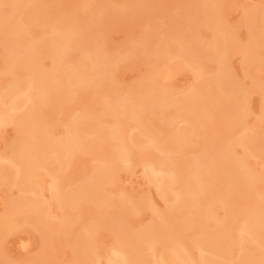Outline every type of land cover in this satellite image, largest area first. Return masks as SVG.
<instances>
[{
  "label": "bare ground",
  "instance_id": "6f19581e",
  "mask_svg": "<svg viewBox=\"0 0 264 264\" xmlns=\"http://www.w3.org/2000/svg\"><path fill=\"white\" fill-rule=\"evenodd\" d=\"M80 2L81 10L84 11L83 15H86V17L91 20L90 22L89 20L87 21L88 24L86 23L82 26L81 22L76 17L78 14L76 15L74 13V17L69 16V19L55 25L50 32L42 37L40 42H34V40H32V42L31 37L30 40L26 37L27 32L25 33L24 31L25 26L22 28L20 24L23 22H19L16 17L20 11L23 12V6L21 5H24V3L22 4L20 0H0V42L3 43L6 48L9 47V49L7 48V52H10V54L7 53L9 60H7L8 62L6 61V63L9 64V71H12L13 74L16 73V70H21L17 73L24 72V74H19V76H24L23 78L20 77V79L15 78L18 74L16 76L12 74L14 76L13 79L9 78L11 80H7L8 83L0 88V127L10 122H16L17 125L16 142L12 146L11 151H8L9 155L0 156V184L7 181H14L24 190V195L17 198L14 197L15 199L10 201L7 208H5L6 210L0 213V240H2L6 231L12 228L13 225L15 226V223H17L21 217L37 225L38 229L39 227L42 228L44 232H46L48 228L52 229L51 226L48 227L47 223L49 222L47 219V206H45V202L42 201L43 199L41 200V197H38L40 191L39 181L44 177L41 172L45 170V173L53 176L51 181L53 201L58 205L62 213L57 228L61 234L70 231L71 220L75 219L73 218L74 214L77 215L76 218L80 215V211L83 210L85 202H90L104 209L106 208V210L108 209L106 211V213H108L107 218L112 216L111 219H114L115 222H112V224L114 223L116 234V242L113 243L111 248H108L110 251V264H146L145 262L148 261L149 263L151 262V264H173L175 259L180 260L181 264H244L246 262L248 264L249 261H252L251 259H253V257L264 261V173L254 172L248 165V161L245 157L235 154L233 148L234 137L231 135L232 133H229V130H233L235 127L242 125V120L247 112V100L244 95L245 92L241 94V91H243L241 89L243 87H241V89H236L235 87L237 85L231 84V78L227 71L228 68L226 66H228L227 64L229 63H227L228 59L226 53L229 47L232 46L230 43L234 41L235 37H233L234 35H232L230 29L232 27L227 23L225 24V20L223 21V17L220 14L219 0H197L194 6H192L194 11L191 13L194 17L201 14L204 19L201 20L200 17V21L204 20V23L211 31L210 41H208L209 45L207 46V44H204L205 51H203L204 49L202 48H200V50L202 49L201 51L204 54L206 52L208 58L211 59L210 61L216 63V68L214 73L209 75V77H205V75L200 76L203 82L200 86H203L206 81L212 84L213 91L212 93L209 92L212 95L202 92L201 88L199 92L193 90L185 96L179 95L178 98H175L169 94L165 87H161V83L157 81L156 75H158V78L160 76L158 73L160 72L156 74L151 72L148 77L145 75V77H143L144 79H141L142 81L139 80L140 82H138L136 86L133 85L130 91L122 98H116L115 96L110 97L109 94L104 95L103 102H101L100 113L113 117L109 130L106 128L108 132L104 130L105 126L103 128L102 123H95L98 115L96 116L92 111H87V109H85L72 116L66 125L65 135L55 139L52 137V131H50L46 122L41 119V113L44 111V108L50 106L54 101L56 102L57 98L64 94V92L67 93L66 89L75 93L74 91L84 89L86 84L96 85L95 87L105 89L104 86L102 87V83L104 82L103 84H105L107 82V79L103 81V77H105L104 69L107 71L106 67L109 65L106 62L108 60L112 61L110 57V59L105 57V59H107L105 62V59L102 58L104 57V53H102V57L99 56V54H94V56L90 54L91 57L84 55L82 57L81 54V58L79 59L80 62L74 65L72 63L71 66H69L67 62H64L65 56L74 49L73 47H75V49L79 48L76 44L79 41H77V39L81 37L80 39L82 40L80 31L84 28L88 30L93 22H98L104 18V16L106 17L111 7V3L109 4L105 0H81ZM148 2L151 1L135 0L131 3L139 6L140 9H144ZM26 4L29 5L27 1ZM20 8L21 10L18 11ZM246 12V21L249 23L250 42H248L247 45L243 44V47L240 45L242 47H240V50L243 52L242 54L250 65H252L256 56H258V54L261 55V52L264 51V13H260L256 8H252L251 10L248 9ZM191 14L189 17H192ZM120 15H122L121 12ZM17 16L19 17V15ZM189 19L191 18H188V20ZM193 19L195 18H192V22L189 20L191 23L187 21L189 24L185 27L181 28L177 26L176 29L173 28L172 30L175 31L171 38L177 41L175 49L176 54L181 55L201 73L200 63L202 64V62L200 61L201 58L206 59V55L201 54V57L197 56L200 60L195 55L198 50L196 51L197 44L195 46L194 43L195 33L193 34L192 32L193 28L195 29V27H193ZM204 23L202 22L203 25ZM82 31L81 33H84ZM143 37L145 41L148 36ZM149 40L150 38L148 37L147 41L149 42ZM197 43H199V41ZM166 51L167 48L163 45L154 53L159 57L162 54L164 55ZM41 53H46L53 59L51 69H43V67H40L41 64H39L40 60L38 56ZM168 53L169 52H167V54ZM86 57H88L87 61L85 60ZM86 66H90L91 69L95 71L93 79L92 76L91 79H89L86 69L84 70ZM248 66L249 65H247V67ZM154 69L152 70L154 71ZM156 69H158V67H156ZM159 70L160 69H158V71ZM160 71L162 72V69ZM161 74L163 76L164 72ZM73 87L74 89H72ZM260 87L264 90V85L261 86V81ZM208 95L210 100L211 98L213 100V97H217L214 98L213 104H211L213 105L212 108L225 107L230 116L225 126V135L226 137L228 136L227 141H215L216 146L214 149L220 155V164L215 166L212 170H209L207 166L206 169V162L200 154L192 161L186 160L187 162L184 165L171 161L169 157L170 160L163 157L149 161L150 163L148 162V164L144 165L146 168V175L152 182L156 183L163 196L169 199L171 198L170 200L174 201V205H171L168 211L160 213L159 217L153 219L151 223L138 230H130V227L124 223L126 217L138 211L143 205L146 206L147 204L150 206L147 198H140L137 201H133L126 195H119L115 198L110 197L104 192L106 191L105 186L115 183L116 171L122 168L123 164L131 165L134 162V154L136 153L134 145L146 142L151 149L163 153L167 151L164 146L166 143L171 144L175 141L184 142L190 136L200 135L199 123L197 122L198 124L193 125V120L187 116L188 114H194L200 118V104L207 102L204 100V97L207 98ZM68 99L72 100L69 97ZM209 107L207 106L206 109V106H204L205 110L202 114L205 119L214 117L213 110L215 109L212 110V108ZM22 108H25L26 111L21 114V116H17L15 112ZM169 109L171 110L170 120L167 122L166 126L162 128L159 126L161 128L159 132H164V134L167 133L168 138H171L165 140L161 138L162 135L157 129L146 124L145 118L147 114H151L154 110L162 113ZM179 117L181 118L180 121L177 120ZM180 122H186L188 126H190L188 123L190 122L193 126L191 129L187 128L188 126L180 129L178 126H175L176 123ZM129 123L133 125V130H136V133H133V131L131 132L132 134L126 133L127 131L124 128ZM251 133H253V135L247 133L244 137L242 136L241 140L250 150L258 148V151H260L257 146V143L260 142L259 140L257 142V135L260 133L257 134V132V135L254 134L255 132ZM186 143L185 141L184 145ZM181 145L183 146V144ZM177 149H179V147H177ZM78 150L89 153L97 150L100 151L98 153L99 162L93 168L92 175L78 180L74 186L69 183L71 186L67 184V187H65L61 182L63 173L60 172L55 165H60L62 167L64 164L71 163L75 157L74 154H76ZM255 152H257V150ZM51 166H55L54 168L58 171L55 172L52 170ZM209 177V180L213 178L223 185L222 191L214 188L211 193L209 189L212 188L210 186L212 180L209 182L207 179ZM258 183H262V185L259 184L260 188L257 189L259 186ZM174 184H179V188L173 189ZM205 191L210 195L214 194L213 197H215V199L210 197L206 201V197L210 195L206 196L205 194L208 193ZM201 192H203V194ZM235 192L244 194V202L246 201L245 208L243 206L244 210H240V213L243 215V224H241L238 231L235 232V235H238V243L240 244L238 259L235 261L233 258L230 259L231 256H227L226 241H230L234 237V234L232 235L234 230L231 231L232 225L230 226L226 220L218 219L213 234L209 235L207 232L202 234L200 230L198 232L203 235L200 239V234L196 233L194 240H196L197 236H199V239L194 245H196L199 251L204 250L206 251L205 253H211L213 256L219 258L214 259L212 256L208 257L205 254L196 260L192 257L193 253H189L190 248L188 249V246L190 245L191 247L192 244L187 246L185 242H179L183 239L181 237L182 235L180 234V236L176 231H173L171 219L174 212L183 210L184 215L182 216L183 218L181 217L184 224L183 228L185 227L184 229L189 231L192 229L191 225H193L194 228L197 226L201 227L199 224L200 221L204 222L203 218L206 216L208 218V216H210V210L214 209V205L220 200L226 207L227 213H229V216L226 218L230 219L233 217H231V214L235 215L238 213L231 199V195H234ZM34 195H37L38 198H35ZM203 204H205L204 209L202 208ZM206 204L209 205L207 206ZM212 206L213 208H211ZM184 209H186V212ZM200 209L203 212H201ZM103 214H105V211ZM107 218L104 217L101 221L105 223ZM229 219H227V221L231 224V220ZM101 221H99L98 224L95 221L96 224H94V222L87 224L88 227L84 226V228H86L82 230L83 233L77 232L78 236L75 237V239L76 241L78 240L77 245L79 248L75 249L76 256L75 259H73L74 262H71L72 264H99V260L95 258L98 256L96 254V249L94 250L93 246H91L90 240L96 241L97 233L95 232L97 228H100L97 227V225H100L99 223H101ZM196 223L198 224L196 225ZM94 234L96 236H94ZM63 235L66 236L65 234ZM207 235L209 237L211 236V238H206ZM44 237L46 236L44 235ZM50 237L48 235L47 238L50 239ZM158 239L162 242L164 240H171L172 242L170 241L171 243L168 242V244H166L167 249L165 253L162 252L164 254H160V257L157 255L155 258L152 252L151 256L154 258L149 259L151 253L143 251V248L145 249L147 246L156 245L157 243L153 244V240ZM202 239L207 240V242H200ZM209 240L218 241L212 245L209 243ZM247 240H252V242H248ZM204 243L205 245L207 244V247L203 246ZM209 244L211 246H209ZM192 250L193 247H191L190 251ZM150 251H152V249ZM105 252H107V250ZM146 252H148V254ZM146 255L148 256L146 257ZM53 259L50 260L48 250H45L41 255H38V257L34 259L32 258V260H29L25 264H52L53 262L51 261H53ZM260 263H262V261Z\"/></svg>",
  "mask_w": 264,
  "mask_h": 264
},
{
  "label": "rangeland",
  "instance_id": "374dc122",
  "mask_svg": "<svg viewBox=\"0 0 264 264\" xmlns=\"http://www.w3.org/2000/svg\"><path fill=\"white\" fill-rule=\"evenodd\" d=\"M26 1L29 3V5L26 4ZM80 1L81 0H20V2L22 4L24 3L25 6L21 5L23 6V12L20 11L21 8L18 9L20 13L17 11L19 13L17 15H19L20 18L17 15L16 17L19 22H23L20 24L22 28L25 26L24 31L25 33L27 32L26 37L29 38V40L32 38L31 41L34 40V42H40L42 40V37H44L46 33L50 32L55 25L65 21L66 19H69V16L74 17V13L76 15L78 14L76 17L79 19L82 26H84L88 20L89 22L91 21L89 18L86 17V15H83L84 11L81 10ZM105 1H107V3L109 4L111 3V12L109 10L106 14V17L104 16V18H102L98 22H93V24L90 25L91 27L88 30L82 27L84 28L82 29L83 31L81 29L80 30L84 33H81V31L79 30L81 34L80 36H82V40L80 39L81 37L77 39V36L76 38L77 41L79 40L76 44L79 48L75 49V47H73V52L72 50L71 52H68L64 59V62H67L69 66H71L72 63L74 65L80 62L79 59L81 58V54L82 57L84 55L91 57V55L94 56V54H99V56L102 57V53H104V57L102 58H111L112 61L108 60L107 62V59H105V62L109 65H106L107 71L104 69L105 77H103V81H106L107 79V82L105 84H103L104 82H101L102 87L104 86L105 89L101 87H95L96 85L90 84H86V86L82 90L74 91L75 93L71 91L72 94L66 89L67 93L69 94L64 92V94L57 98L56 102L54 101L55 103L53 102L54 104L52 103L50 106L44 108V111L41 113V119L46 122L50 131H52V137L55 139L63 137L65 135L64 133L66 125L70 118L85 109H87V111H92L93 113H95L96 116L98 115V117L96 118L97 121H95L96 124L98 122L99 124L102 123L103 126L102 124L101 126L103 128L105 126L104 130H106V128H108L109 130L113 117L107 114L100 113L102 104L101 102H103L102 100L104 99V95L109 94L110 97L115 96L116 98H122L130 91L133 85L136 86V84L140 82L139 80H143V77H145V75L146 77H148L149 73L151 72L155 74L157 72H160L158 73L160 75L158 78V75H156L157 81L161 83V87H165L169 94L175 98H178L179 95L185 96L187 95V93L193 90L199 92V89L201 88V91L206 92L207 94H211L213 91L212 84L208 83L207 81L204 82L205 84H203V86H200V84L203 83L200 76L205 75V77H209V75H212L215 71L216 63L214 61H210L211 59L208 58L206 52L204 54L201 51L202 49H204L203 51H205L206 44L207 46L209 45L208 41H210L209 39L211 31L209 27L204 23V20L200 21V17L201 20L204 19L201 14L196 17L192 16L191 14L194 11V8L192 6H194L197 0H150L151 2H148L146 8L144 9H140L139 6H136L131 3L135 0ZM219 2L220 14L223 17V21L225 20V24L227 23L232 27L229 28L232 31V35H234L233 37H235V39L233 38V42L230 41L232 42L230 43L232 46L229 47V50L226 53L228 59L227 63H229L227 64L228 66H226L228 68L227 71L231 78V84L237 85L236 87L234 86L236 89H241V87H243L241 89L243 90L241 91V94L242 92H245L244 95L247 100V112L242 120V125L235 127L233 130H229V133H232L231 135L234 137L233 148L235 154L241 157H245L248 161V165L251 167L252 170H254V172L256 171L257 173H264V90L262 87H260V81L261 86L264 85V51L261 52V55L258 54V56H256L257 59L255 58L254 63L250 65V63L242 54L243 52L240 50V45H242L243 47V44L247 45V43L250 42V31L248 25L249 23L246 21V11L248 9L251 10L252 8H256L259 10L260 13H264V0H219ZM120 12L122 15H120ZM190 14L192 17H189ZM188 18H191L189 19L191 22L192 18H195L193 19V27H195V29L193 28L192 30L193 34L195 33L194 43L195 46L197 44L196 51L198 50L197 54L195 55L196 57H201V54L206 55V59L201 58L200 61L203 64L202 65L200 63L201 73L199 70H197L195 66L189 64L181 55L176 54L175 49L177 46V41L171 38V36H173V32L175 31L172 30L173 28L176 29L177 26L182 28L185 27L187 24L191 23L189 22ZM187 21L189 23H187ZM202 22L204 23V25L202 24ZM143 36H148L150 38L149 42L147 41L148 37L146 38L145 42ZM162 37H164L165 39ZM198 41L199 43H197ZM163 45L167 48V51L164 53V55H160L159 58L158 55L154 52H157V49L162 47ZM7 48L9 49V47ZM7 48L3 43L0 42V88H2V86L8 83L7 80H11L9 78L13 79V77L17 74L18 76L15 77L16 79L24 77L19 76V74H24V72L17 73L21 70H16L15 74H13L12 71H9V64L6 63V61L9 60L8 54H10V52H7ZM200 48L202 49L200 50ZM167 52L169 53L167 54ZM38 58L40 60L39 64H41L40 67H43V69H51L53 64V59L51 58V56L49 57L48 54L41 53ZM87 58L88 57H86L85 59L86 61ZM247 65L249 66L247 67ZM156 67H158V69L160 70L162 69V72H164L163 76L161 74L162 72L160 70L158 71ZM85 69L89 76V79H91V76L93 79L95 71L92 70L90 66H86L84 70ZM152 69H154V71ZM72 89H74V87ZM68 97L72 100H69ZM59 98L62 100H60ZM214 98L217 97H213V100ZM204 100L207 102H204V104H200V118L195 116L194 114V116L192 114H188L187 116L191 120H193V125L199 123L198 126H200V135L190 136L188 139L185 140L187 142L185 145V141L174 142L173 140L174 143H166L164 146L165 150L167 151H164L163 153L158 150L151 149L149 147V144L146 142L134 145V149L136 151V153L134 154V162L131 165L123 164L122 168H119L116 171L115 183L113 185L108 184L107 186H105L106 191L104 192L110 197L115 198L119 195H126L130 197L133 201H137L140 198H147V201L149 202L151 207L147 204L146 206L143 205L138 211H135L132 215L126 217L124 223H126V225L130 227V230H138L143 226L151 223L153 219H157V217H159L160 213L168 211L170 206L174 205V201H171V198L169 199L163 196V194L159 191L156 183L152 182L146 175V168L144 167V165L148 164L149 161L156 160L157 158L169 157L171 161H174L180 165H184L187 162L186 160L192 161L198 154H200V156L204 158L206 162L205 167L207 166L209 170L214 169L215 166H218L220 164V155L214 149V147L216 146L215 141H227L228 136L226 137L225 135V126L227 125L226 122L228 123L230 116L228 110L225 107L212 108L213 105L211 104H213V100L212 98L210 100L209 95L207 98L204 97ZM202 105L206 106V109L207 106H210L212 110L215 109L213 110L214 117H210L211 119H209V117L205 119L202 114L205 108ZM25 111L26 109L22 108L15 113L17 116H21V114H23ZM170 117V109L162 113L157 110H154L151 114H147L145 122L148 126L150 125V127L157 129L159 132L162 127L167 125V122L170 120ZM177 120L180 121L181 118L179 117V119ZM188 123L190 126H188L186 122L176 123L175 126H178V128L180 129L188 126L187 128L191 129L193 125L190 122ZM159 126H161V128ZM124 129L127 131H125L126 133L132 134V131L133 133H136V130H133V125L131 123L127 124ZM108 130L106 131L108 132ZM251 132H255L254 134H256L257 132V134L260 133L259 135L256 134L258 137L257 142L258 140L260 141L257 143V146L259 147L260 151H258V148H254L255 150H250L241 140L242 136L244 137L247 133L253 135V133ZM159 133L162 135L161 138L165 140L171 139L170 137L168 138L167 133ZM16 137V122H10L0 127V156H6V154L9 155L12 146L16 142ZM181 144H183L184 147ZM177 147H179V149H177ZM256 150L257 152H255ZM99 152L100 151L97 150L89 153L78 150V152L74 154L75 157L74 159L72 158L73 161L71 163L64 164L62 167L60 165H55L57 166L58 170L63 173V178L61 179L62 185H64L65 187H67V184L68 186H74L76 185L75 183H77L78 180L82 178H87L89 177V175H92L93 168L99 162ZM55 166L51 167L52 170L56 172L58 170L54 168ZM41 173H43L42 175L44 177H42V179L40 178L41 180L39 181V189L41 192L39 191L38 197H41L40 199H43L42 201H44L45 206H47V219L49 221L47 223L48 227L51 226L52 229L48 228L46 234V232H44L42 228L39 227L38 229L37 225L33 224L31 221L26 220V218H19L17 223H15V226L13 225V227L10 228L11 230L9 229L8 231H6V234L4 235V237L2 236L3 238L2 240H0V264H25L29 260H32V258L34 259L35 257H38V255H41V253L45 250H48L50 260L53 258L56 260L55 261L53 259V261H51L53 262L52 264H72L71 262L73 261V259H75L76 256L75 249L79 248V246L77 245L78 240L76 241L75 239V237L78 236V233H83L82 230H85V228L88 227L87 224L93 223L94 221L98 224V222L103 220L104 217L107 218L108 213H106V211L108 209L106 210V208L104 209L90 202H85L83 205V210L81 209V213L79 212L80 215L76 218L77 215L74 214L73 218L75 219L71 220L72 222L71 227L69 229L70 231H68V233H63L66 236L61 234L57 228L59 226L62 213L59 210L58 205L55 204V202L53 201V189L51 187V181L53 179V176L48 173H45V170H43ZM207 179L209 180L210 177ZM211 180L212 182L210 186L212 188L209 189L211 190V193L213 192L212 189L214 188L218 189L219 191H222L223 185L213 178ZM211 180H209V182ZM259 184L262 185V183H258V185ZM178 185L174 184L173 189H178ZM260 185L257 187V189L260 188ZM19 186L20 185L16 184L14 181H7L5 183L0 184V213L6 210L5 208H7L12 199L24 195L23 188ZM201 193L203 194V192ZM205 195L209 196L210 194L208 193ZM211 195L209 197L205 196L206 201L210 197L214 196V194L212 196ZM34 197L38 198L37 195H34ZM244 197V194H239L238 192H235L234 195H231L232 202L236 207L235 210L236 212L238 211V213L235 212V215L231 214V217L233 216L232 218H226L229 216V213H227L228 211L226 210V207L219 200L216 202V205H214V209L210 210V216H208V218L207 216L203 218L205 223L200 221L199 224L201 227L197 226L195 228L193 227V225H191L192 229H190L189 231L184 229L185 227L183 228L184 224L181 219V217L184 215L183 210L174 212V215L171 219L173 226L172 228L174 229L173 231H176L179 235H182L180 236L183 239L179 242L183 241L187 246L189 244L193 245H191V247H193L192 251H190V245L188 246V249L190 248L189 253H193V258L197 260L205 254L208 257L212 256V258L214 259L219 258L213 256L211 253H205L206 251L204 250L199 251L196 245H194V243L198 241L199 236L200 239L202 238L201 236L203 235H201L200 233L204 234V232H207L209 235L213 234L216 229V221L218 219H223L226 220V222L230 226L232 225L231 231L234 230L232 232V235L234 234V237L230 241H226V244L228 245H226L228 253L227 256H231L230 259L233 258L235 261L238 259V256L240 254V244L238 243V235H235V232L238 231L239 226L243 224V215L242 213H240V210H244L246 205V201L244 202ZM213 198L215 199V197ZM204 205L205 204L202 205L203 209L205 208ZM211 208H213V206ZM104 211L105 214H103ZM184 211L186 212V209H184ZM201 212L203 211L201 210ZM111 218L112 216L108 217L107 220L105 219V223L101 221V223H99L100 225H97V227L100 228H97L95 232L97 233V236L94 234V236H96V241L90 240L91 246H93L94 250L96 249V254L98 256H96L95 258L96 260H99V264L109 263L110 251L108 250V248H111L113 246V243L116 242V234L114 229L115 227L113 225L114 223L112 224V222L115 221ZM227 219L231 220V224L229 221H227ZM95 222L94 224H96ZM197 224L198 223H196V225ZM84 226L86 227L84 228ZM198 231H200V233ZM196 233L200 235L196 237V240H194ZM44 235L46 237H44ZM48 235L49 237L51 236L50 239L47 238ZM206 238L210 239L211 236L209 237L207 235ZM203 239L200 240V242L204 241L206 243L207 240ZM158 241L160 240H153V244H157L150 246L151 248L148 246L145 249L143 248V251H148L149 253H151L149 255V259L154 258L151 256L152 252L153 255H155V258L157 255H159L158 257H160V254H164L165 250L167 249L166 244H168V242H172L171 240H164L163 242ZM209 241V243L213 245L218 240ZM247 241L252 242V240ZM205 243L203 246L207 247V244L205 245ZM209 246L211 245L209 244ZM97 248L99 249V252ZM151 249L152 251H150ZM106 250L107 252L109 251L107 255V252H105ZM148 252L146 253L148 254ZM147 256L148 255H146V257ZM251 260L254 261H249L248 264H264L263 260L255 259L254 257ZM261 261L262 263H260ZM145 263L147 264L149 263V261ZM149 264H151V262ZM173 264H181V262L180 260L175 259ZM244 264H247V262Z\"/></svg>",
  "mask_w": 264,
  "mask_h": 264
}]
</instances>
